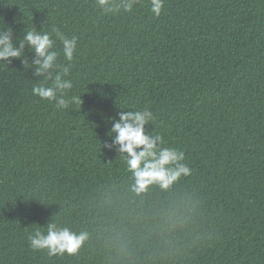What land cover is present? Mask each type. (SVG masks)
Segmentation results:
<instances>
[{
  "label": "trees",
  "instance_id": "trees-1",
  "mask_svg": "<svg viewBox=\"0 0 264 264\" xmlns=\"http://www.w3.org/2000/svg\"><path fill=\"white\" fill-rule=\"evenodd\" d=\"M150 7L0 0L17 46L29 30L77 37L72 61L55 50L81 97L57 108L22 58L0 61V264H264V0ZM145 107L190 173L137 193L126 154L102 144L121 109ZM53 221L86 233L75 255L31 248Z\"/></svg>",
  "mask_w": 264,
  "mask_h": 264
},
{
  "label": "clouds",
  "instance_id": "clouds-1",
  "mask_svg": "<svg viewBox=\"0 0 264 264\" xmlns=\"http://www.w3.org/2000/svg\"><path fill=\"white\" fill-rule=\"evenodd\" d=\"M138 2L139 0H96V7L106 14H113L121 9L131 12ZM150 6L151 13L158 17L164 0H150ZM53 33L55 38H52ZM57 40L62 44L64 60L72 61L77 48V37L69 38L59 29L54 28L51 32L29 30L19 38V46L16 45L11 30H0V61L10 64L11 58H22V65L32 68L35 77H43L41 83L33 86V95L50 103L54 102L57 108H67L69 104H80L81 97L73 95L66 98L67 90L73 87L72 81L64 78L69 75L71 66L58 63L60 51L55 50ZM26 45L29 52L35 53L31 63L25 55ZM117 115L119 118H112L114 122L108 133L109 136L115 134L112 143L103 142L102 146L111 149L118 145L116 150L126 154V168L135 178L134 191L140 193L152 184L168 188L182 174L190 173L187 164L182 163L185 159L184 152L174 147H164L161 135L152 134L148 130L147 126L155 117L147 107L138 110L121 109ZM86 238V233L75 232L55 221L48 222L46 230L36 228L28 235L31 248L46 251L49 257L75 255Z\"/></svg>",
  "mask_w": 264,
  "mask_h": 264
}]
</instances>
